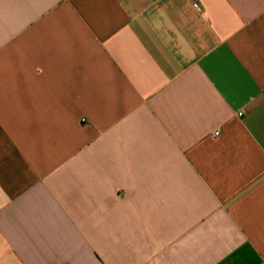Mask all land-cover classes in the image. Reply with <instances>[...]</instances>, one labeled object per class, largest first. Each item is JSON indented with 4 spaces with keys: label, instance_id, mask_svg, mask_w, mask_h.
I'll list each match as a JSON object with an SVG mask.
<instances>
[{
    "label": "crops",
    "instance_id": "obj_1",
    "mask_svg": "<svg viewBox=\"0 0 264 264\" xmlns=\"http://www.w3.org/2000/svg\"><path fill=\"white\" fill-rule=\"evenodd\" d=\"M0 264H264V0H0Z\"/></svg>",
    "mask_w": 264,
    "mask_h": 264
}]
</instances>
